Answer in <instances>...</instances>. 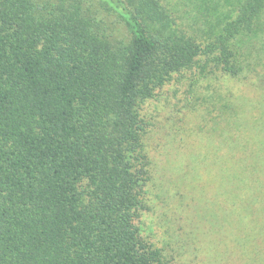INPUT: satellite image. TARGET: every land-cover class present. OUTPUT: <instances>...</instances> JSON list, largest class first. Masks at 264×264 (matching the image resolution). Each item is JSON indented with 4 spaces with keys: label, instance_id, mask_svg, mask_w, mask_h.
<instances>
[{
    "label": "trees",
    "instance_id": "1",
    "mask_svg": "<svg viewBox=\"0 0 264 264\" xmlns=\"http://www.w3.org/2000/svg\"><path fill=\"white\" fill-rule=\"evenodd\" d=\"M263 10L239 0L202 46L167 34L156 0H0V264H169L137 224L157 181L143 105L202 59L236 76L233 40ZM258 142L222 154L217 175L264 220Z\"/></svg>",
    "mask_w": 264,
    "mask_h": 264
},
{
    "label": "rangeland",
    "instance_id": "2",
    "mask_svg": "<svg viewBox=\"0 0 264 264\" xmlns=\"http://www.w3.org/2000/svg\"><path fill=\"white\" fill-rule=\"evenodd\" d=\"M156 2L168 16L167 34L205 46L235 18L239 0ZM260 19L257 29L233 40L236 76L202 59L203 71L197 66L174 77L143 105L157 181L149 185L148 209L137 224L169 264H264L263 218L248 217V199L236 204L234 191L229 184L223 189L217 175L222 154L231 156L240 144L259 148L264 137V10ZM247 122L248 130L237 134L235 124Z\"/></svg>",
    "mask_w": 264,
    "mask_h": 264
}]
</instances>
